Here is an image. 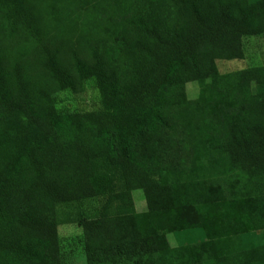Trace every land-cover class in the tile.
<instances>
[{
	"label": "trees",
	"instance_id": "obj_1",
	"mask_svg": "<svg viewBox=\"0 0 264 264\" xmlns=\"http://www.w3.org/2000/svg\"><path fill=\"white\" fill-rule=\"evenodd\" d=\"M258 36L264 0H0V264L68 224L84 264H264V66L217 67Z\"/></svg>",
	"mask_w": 264,
	"mask_h": 264
},
{
	"label": "rangeland",
	"instance_id": "obj_2",
	"mask_svg": "<svg viewBox=\"0 0 264 264\" xmlns=\"http://www.w3.org/2000/svg\"><path fill=\"white\" fill-rule=\"evenodd\" d=\"M245 56L240 61H218L217 67L221 74L244 70L253 66H264V39L262 36L253 37L244 41ZM198 87L196 83L186 85L188 99L194 100L197 96ZM55 107L61 112H96L102 108L100 94L94 83L89 81L84 90L79 94H72L69 91L58 94L54 97ZM136 210H146L142 192L136 190L132 193ZM60 249L63 256V264H84L83 256V232L78 225H61L58 227ZM196 238V237H194ZM191 237V239H194ZM172 246H177V239L168 236ZM185 238H180L184 242Z\"/></svg>",
	"mask_w": 264,
	"mask_h": 264
}]
</instances>
